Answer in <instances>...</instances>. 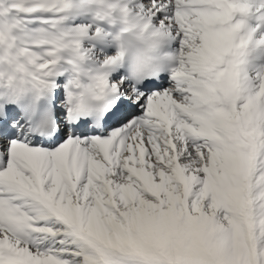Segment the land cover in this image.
Returning a JSON list of instances; mask_svg holds the SVG:
<instances>
[{"label": "snow or ice", "instance_id": "obj_1", "mask_svg": "<svg viewBox=\"0 0 264 264\" xmlns=\"http://www.w3.org/2000/svg\"><path fill=\"white\" fill-rule=\"evenodd\" d=\"M0 264H264V0H0Z\"/></svg>", "mask_w": 264, "mask_h": 264}, {"label": "bare ground", "instance_id": "obj_2", "mask_svg": "<svg viewBox=\"0 0 264 264\" xmlns=\"http://www.w3.org/2000/svg\"><path fill=\"white\" fill-rule=\"evenodd\" d=\"M160 52V51H159ZM161 53V52H160Z\"/></svg>", "mask_w": 264, "mask_h": 264}]
</instances>
